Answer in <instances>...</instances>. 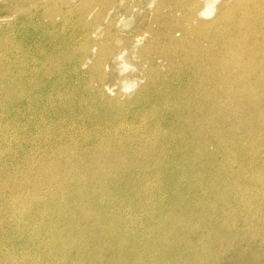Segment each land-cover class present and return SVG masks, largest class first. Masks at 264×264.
<instances>
[{
	"label": "bare ground",
	"instance_id": "6f19581e",
	"mask_svg": "<svg viewBox=\"0 0 264 264\" xmlns=\"http://www.w3.org/2000/svg\"><path fill=\"white\" fill-rule=\"evenodd\" d=\"M174 3L176 8L186 12L183 25L179 27L182 37L168 40L167 58L172 69L179 58L181 69L170 80L164 81L160 72L150 68L148 74L153 87L147 86L142 91L160 89L158 94L161 93L159 96L166 101L159 99L154 106L159 111L170 110L176 116L171 131L197 139L193 147L190 143L185 148L194 159L198 174L207 176L206 170L212 166L217 173L230 169L229 178H220L221 173L210 177L209 181L213 180L210 187L219 190L241 186L261 188L258 179L248 180L255 161H249L252 166L248 173L243 152L248 151L250 156L257 158V151L264 150V0L222 3L219 0H176ZM217 11L218 15L208 21V16ZM51 30L52 27H41L40 35L50 38ZM56 37L54 34L52 44L39 46L37 42L29 45L36 51L51 49L47 54L56 59L55 67L43 72L48 78L47 85L37 82L34 77L41 86L40 91L33 90L35 87L25 78L33 70L32 56L22 58L27 64L24 77L18 76L17 68L7 67L3 71L5 64L0 63V162H3L0 164L6 167L0 171L12 173L0 180V264H21L16 253H5L9 240L17 253L22 250V264H105L102 256L91 259L90 255L86 258L73 256L76 249H86L85 242L77 240L86 235L100 238L97 243L86 245L88 251H96L98 247L109 252L119 250L117 256L108 259V264H233L237 257L242 262L253 257L264 246V197L260 196L261 199L254 203L248 198L240 199L230 190L229 201L218 208L204 201L195 203L193 200L198 193L194 195L187 191L190 181L183 178L187 158L181 162L179 171H169L166 181L159 170L163 162L158 156L154 159V146L152 150L149 147L150 152H143L146 149L143 146L132 151L126 145L115 146L121 139L116 135L117 130L114 133L120 122L136 124L140 117L147 119L145 117L149 118L151 113L154 118V109L147 107L149 109H143L141 114H135L129 106L139 102L143 92L129 101H121L111 95L110 87H104L105 61H122L121 49L106 47L100 53L102 57L95 69V78L100 85L97 89L85 78L87 71L82 69L83 60L68 68L64 64L65 52L57 48L59 45L55 48L54 43H71L70 37L58 36L59 41ZM91 37L97 41L93 35ZM91 37H86L79 57H92L94 45L90 47L87 39ZM153 45L150 42L142 53L149 56ZM100 64L103 67H98ZM34 73L39 74L41 70ZM66 96L69 97L66 99ZM75 104L81 109L85 106L82 109L84 119H79ZM56 116L61 122L65 121L62 124L66 126H96L99 131L103 129L109 133L111 129V132L105 134L106 139L101 144L92 142L87 148L95 147L96 150L90 154L85 152L86 157L82 155L83 150L77 148L69 150L65 159L59 152L69 149L70 143L61 142L59 149L49 140L51 126L59 122H55ZM64 125L60 127L62 131ZM13 132L17 137L21 135V148L27 154L23 161L15 156L19 147H12ZM209 145L215 147L214 152H209ZM54 155L58 156L53 158ZM173 163L169 162L167 169L173 170ZM15 169L19 173H15ZM18 176H23V181ZM197 183L201 185L202 181ZM154 184L165 185L170 201L154 203ZM49 186L54 187L50 198ZM95 191L100 193L98 197L94 195ZM66 196L68 200H65ZM55 200L57 202L53 203ZM3 204L8 205L4 208ZM40 209L57 212V215L31 223L35 216L41 215L38 214ZM141 227H151V235L156 234L158 238L154 236L153 240L145 241L143 233L137 237ZM7 233L8 238L5 237ZM130 233L138 234L127 238ZM236 245V253L228 258L231 255L229 248Z\"/></svg>",
	"mask_w": 264,
	"mask_h": 264
},
{
	"label": "rangeland",
	"instance_id": "374dc122",
	"mask_svg": "<svg viewBox=\"0 0 264 264\" xmlns=\"http://www.w3.org/2000/svg\"><path fill=\"white\" fill-rule=\"evenodd\" d=\"M175 1L176 0H0V55L2 56L0 63L5 64V67L2 69H4L3 71H5L7 67H10L9 69L17 68L18 69L17 71H19L18 76L24 77L25 75L24 72H25V69L27 68V64H25L22 60L26 56L28 57L32 56V58L34 59L33 70L25 78H28L27 83H30L32 84V86L35 87L33 88V90H36V89L38 91L42 90L41 86H38V84L36 83L34 77L37 78V82H43L44 85H47L48 78L43 75V72L44 70H52L55 67L53 63L56 59L54 58V56L52 57L51 55L47 54L49 51H51V49L43 48L40 51H36L34 49L29 48V45L33 43H37V42H38L37 45L39 46L43 44L45 45L47 43L52 44L53 35L56 34L57 35V37L55 38L56 41H59V37L61 36H64L67 38L70 37L72 41L68 45L66 43H64L63 45L54 43L55 48L59 45L57 48H59L62 52H65V56H64L65 63L64 64L66 65V67L72 68L76 66V63L79 60H83L84 63L82 64V69L83 71H87L85 78H88L90 80V83L95 84L98 87L97 89H99L100 85L97 79L95 78L96 77L95 69H96V66L99 64V58L102 57L100 53L106 47L121 49L120 51H121L122 61L121 60L120 61H117V60L110 61L109 59L105 61L106 63L104 67L105 66L106 67H105V71H103V74H104V78L106 77V84L104 85V87L106 88L110 87L111 89L110 92L112 96L119 98L121 101H129L133 97H135L136 94H139V93L141 94L143 92L142 90L145 89V87L146 88L147 86H149V88L153 87V86H150L151 78L148 74V71L150 68L154 67L155 71L160 72L161 77L164 81L170 80L172 77L177 75L181 69L179 67V63H180L179 58H177V61L175 60L173 69L170 67V64L167 58L168 56L167 52H168L169 47L166 45L168 43V40H171L173 38L175 39V38L182 37V32L179 27H182L183 25V20L185 17L184 14L186 12L185 10L176 8L175 3H174ZM225 1L231 2L232 0L231 1L230 0H219L220 3L225 2ZM217 15H218V11L213 13L211 16L209 15L208 21L212 20ZM41 27H52V30L49 31L51 33L50 38H47L45 34L40 35ZM92 35L94 39H97V41L93 40V38L91 37ZM36 36H38V38ZM87 36L88 37L90 36L92 38V39L87 38L90 43L89 44L90 47L91 46L93 47L94 45V49L91 51L92 57L90 59L79 57L81 53V49H82V44L85 42V39ZM150 42L151 44H154L153 50L149 54V56H147L142 53V50ZM70 44H72L73 46L70 47L69 46ZM74 44H76L77 47H75ZM114 55H112L111 59L114 57ZM98 67H103V64H100ZM35 70H41V73L39 74L34 73ZM37 86L39 89L37 88ZM157 89H158L157 87L154 88L155 92H152L153 91L152 88L148 92H145V93L143 92L141 96V100L139 102H136L135 104L132 103V105L129 106V109L130 110L133 109L135 114L137 112L141 114L143 112V109L145 108L146 109L150 108L151 110L154 109V118L151 113L150 115L148 114L149 118L148 116L145 117L147 119H142L140 117L139 123L137 122L136 124L132 123L130 125H126V122H120L117 128L114 130V133L117 130L118 132H116V135L121 137V139L120 141H118L119 143L117 142V144H115V146L117 145L118 147H122L126 145L125 147L126 148L129 147L131 151L135 150L138 146H141V147L143 146L142 148L144 147L146 148L145 151L143 152H147V151L150 152V150H152V146H154V159L156 160L159 157L158 159H160L163 162L162 163L163 165L159 167V170H161L160 172L163 173V177L165 178L164 180H166V178L168 177L170 173L169 171H174V172L179 171L181 168V162L187 158V164H186L187 169L186 171L184 170L185 175H183V178H186L187 180L190 181L187 184V185H190L187 187V191H191L194 195H196L197 193L199 194V195L197 194L195 199L193 200L195 203L204 201L203 203H206V204L210 203V206L211 204L212 205L214 204L218 208L219 205H222L224 203L226 204V201L227 202L229 201L231 196H227V195H231L229 192L230 190L232 193L239 195L240 199L248 198L252 200L254 203L259 201L261 197H264V160H262L264 159V150L257 151L256 156L258 159L256 157L250 156V153L248 151L243 152V159L244 160L246 159L245 165L249 166V168L247 167L246 171L248 172L250 167L252 166L251 164H249L252 159L255 161L253 169L257 171V173H255L256 171L254 170L251 171V173L248 172L250 174L247 176L248 180L258 179L259 181H261V184H262L261 188L259 186H256V187L247 186L246 188H244V186H241L238 189L237 187H222L219 190V189H215L216 187H213V186L210 187L213 181L212 179L211 181H209L210 177L211 178L217 177L221 173L220 178H223V179H226L227 177L229 178L231 174L230 169L229 170L227 169V171L224 170L222 172L220 171L217 173L216 170L212 166V168H208L206 170L208 174L207 176L206 174H198L199 170H197L196 169L197 167L194 166L193 164L194 159L188 155V153L186 152V148H185V146L190 143H192V147H193L194 144L197 142V139H195L194 137L192 138L190 136L182 137L179 135L180 133H176L177 134L176 135L171 131L172 130L171 127L173 126L172 124L174 123L175 120H177V118L175 119L176 116L172 114L170 110H163V109H161L160 111L156 110L154 104H156L159 99H161L160 102L166 101V98L159 96L161 95V93L158 94L160 89L159 90ZM68 97L69 96H66V99ZM48 104L49 102L47 101L46 105ZM83 104H85L86 106L90 105L87 103H83ZM78 106L79 104H75L74 107L77 108ZM106 106L107 105H105L104 107ZM104 107L102 109H104ZM84 108L85 106H82V109ZM82 109L81 108L75 109L76 114L78 115L80 120L85 118L82 112ZM109 114L111 113L109 112ZM50 116L51 115L47 116L48 121H49ZM57 117L58 116L54 117V120L55 122L56 121H59V122L56 123L54 126H51L50 128L51 134L49 135V140L51 142H54L56 146L64 142H68V143H65V145L70 143L69 149H64L63 150L64 152L61 150L59 152L60 154L58 153L62 158H65V159H66L65 154L66 156H68L67 155L68 151L69 150L71 151L72 149H77V148L82 149L83 150L82 155L84 156H85L84 154L85 152L86 153L89 152V154L94 152L96 150L95 147L93 148L92 147L87 148V147L93 144L92 142H95V141H97L95 143H97L98 145L101 144L100 142L106 139L105 134H109L111 132V129L109 133L103 129L99 131L96 128V126H92V127L81 126L80 128L79 127L74 128L71 125L66 126L62 124V122L64 123L65 121L61 122L60 118L59 117L57 118ZM162 117L163 118L165 117V118L162 119ZM151 118L153 120H151ZM44 123L46 124L47 121H45ZM123 124H124V127H123ZM62 125H64L63 131L60 129ZM128 126L131 128H129ZM137 126L140 128H138ZM128 137H130L131 139ZM79 138L81 139L79 140ZM127 140L128 142H126ZM21 142H22L21 135L20 137H17V135H14V132H13L12 147L13 148H15L16 146L19 147V152L15 156L23 161L24 158H27V154H26V151L23 148H21L22 147L20 144ZM112 143L114 144V142ZM58 147L60 149V146ZM149 147L151 148L150 150H149ZM241 149L239 148L240 151ZM65 150L67 151V153H65L66 152ZM208 150L209 152H214L215 147H213V145H209ZM169 151L171 153H169ZM164 153L166 154V156ZM1 155L2 154L0 153V157ZM54 156L53 158H56V156L58 155H54ZM218 157L219 159L222 158L221 155H219ZM164 160H165V163H164ZM172 161L174 162L172 165L173 170L170 169L169 167L167 169V164H169V162H171L172 164ZM0 163L3 164L2 161ZM2 164H0V169L6 168L4 165L3 167ZM257 167L259 168V170L257 169ZM14 172L19 173L18 169L17 170L15 169ZM8 174H12V173L10 172L1 173L0 171V180L3 181L4 178L8 176ZM252 176L253 178L250 179ZM18 178L20 181H23V176H18ZM198 180L202 181L201 185L197 183ZM164 184L159 185V187L158 185L154 184V203L155 202L159 203L161 201L162 202L170 201L171 197L169 193L165 190ZM193 184L196 186H194ZM49 187L50 188L48 191L49 192L48 195L50 198L52 196L51 193L54 190V187H51V186ZM258 187L261 192L259 191ZM259 193L260 195H257ZM99 194L100 193H98L97 191H95L94 193L96 197H98ZM210 198L212 200H210ZM66 199H67V196L65 197V200ZM162 199H165V200H162ZM71 200H74V198L72 197ZM55 202H57V200H55L53 203ZM7 205L8 204H3V207L5 208ZM202 207H205V206L202 205ZM210 208L208 209L209 211L211 210ZM38 214H41L40 215L41 217L31 215L33 217L34 216L36 217L35 220L32 219V221H30L31 223H33L34 221H38V219H41V218L48 219L51 217H55L57 215V212L50 213L48 212V210L40 209ZM30 218L32 217H28V219ZM16 220L19 221L20 219H16ZM24 221L28 222L27 219H23V222ZM10 223L11 222H9V224ZM20 223H22V221ZM142 233L144 234L145 241H147V239L153 240L154 236H156V234H154V236L151 235V227H146V228L141 227V231L139 232V234L135 233V235L138 234L137 237L140 235L142 236ZM2 234H5V233L2 232ZM135 235L134 233H130L127 236V238L129 237L133 238V236ZM5 237L8 238L9 233H7ZM96 237L98 238H94L90 235H86V236L77 238V240L83 243L85 242L84 247H86V249L84 248L83 251L81 249H80L81 251L79 249L78 250L76 249V251H74L73 256L77 258H82L85 256L89 257L90 255L89 259L93 257L98 258V256H102L105 261L104 263L108 264L107 262L108 259H110L111 257L117 256L119 253V250L116 252V249H114L113 252H109V251H106L103 247H98L96 251L95 250L88 251L87 250L88 246L86 245L94 241L95 243H97L100 238L98 235H96ZM6 244L7 245L5 247L7 248V250L5 251V253L7 252L16 253V256H19V259L21 261L20 263L22 264L24 261L23 260L24 257H22L23 255L22 250L20 249L19 253H17L16 250H14L15 247L10 242V240ZM237 247L238 245L229 248L228 252H230L231 255L230 256L228 255V258H232V255L236 253L235 250H237ZM263 248L264 246L260 250L256 251L253 257L250 256L248 261L245 260L242 262L240 261L241 258L237 257L236 260H233L234 262L233 264H236V263L237 264H241V263L251 264L253 263V260H254L253 264H264V256H263L264 249ZM244 255H247V254H244ZM46 257H49V255L44 256L45 260H46ZM209 264H213V263L210 262ZM220 264H227V262H222Z\"/></svg>",
	"mask_w": 264,
	"mask_h": 264
}]
</instances>
